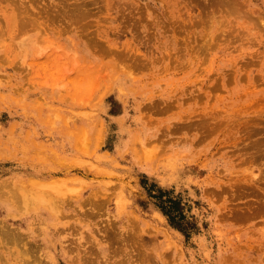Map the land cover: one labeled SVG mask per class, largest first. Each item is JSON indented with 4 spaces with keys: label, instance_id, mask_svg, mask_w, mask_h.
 I'll return each instance as SVG.
<instances>
[{
    "label": "rangeland",
    "instance_id": "1",
    "mask_svg": "<svg viewBox=\"0 0 264 264\" xmlns=\"http://www.w3.org/2000/svg\"><path fill=\"white\" fill-rule=\"evenodd\" d=\"M0 264H264V0H0Z\"/></svg>",
    "mask_w": 264,
    "mask_h": 264
},
{
    "label": "bare ground",
    "instance_id": "2",
    "mask_svg": "<svg viewBox=\"0 0 264 264\" xmlns=\"http://www.w3.org/2000/svg\"><path fill=\"white\" fill-rule=\"evenodd\" d=\"M209 116L210 117H213L210 114H209ZM256 120H258V119L256 118ZM227 125H229V124H227ZM31 186H32V188H28L27 189L26 187H24V186L21 185L20 188L18 187V190L17 191H16V189H14L16 192L22 193L23 203L25 205H28L30 203H34L35 201L36 202L41 201V203H44L45 202L48 206L52 207V205L50 203V200H49L50 197L46 194V192H48L47 190L50 189V188H52V187H54V186L53 185H50L49 183H43V182H40V181L33 182ZM28 191H30L32 193V197L28 195ZM8 233L15 234L13 232H8ZM9 236H12L14 238L19 237L17 235H9Z\"/></svg>",
    "mask_w": 264,
    "mask_h": 264
}]
</instances>
